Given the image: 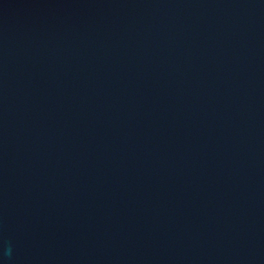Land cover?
Listing matches in <instances>:
<instances>
[{"label": "water", "instance_id": "1", "mask_svg": "<svg viewBox=\"0 0 264 264\" xmlns=\"http://www.w3.org/2000/svg\"><path fill=\"white\" fill-rule=\"evenodd\" d=\"M0 264H264V0H0Z\"/></svg>", "mask_w": 264, "mask_h": 264}]
</instances>
